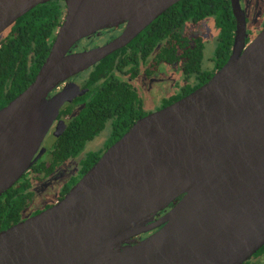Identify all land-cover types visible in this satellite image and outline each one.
<instances>
[{
	"label": "water",
	"instance_id": "95a60500",
	"mask_svg": "<svg viewBox=\"0 0 264 264\" xmlns=\"http://www.w3.org/2000/svg\"><path fill=\"white\" fill-rule=\"evenodd\" d=\"M49 1L0 0V34ZM65 1L67 18L37 76L0 110V197L45 153L82 85L51 94L181 0ZM230 2L236 31L227 63L137 121L54 206L1 231L0 264H245L264 248V29L246 46L245 10ZM124 24L113 43L72 53Z\"/></svg>",
	"mask_w": 264,
	"mask_h": 264
},
{
	"label": "flooded vegetation",
	"instance_id": "af4514ba",
	"mask_svg": "<svg viewBox=\"0 0 264 264\" xmlns=\"http://www.w3.org/2000/svg\"><path fill=\"white\" fill-rule=\"evenodd\" d=\"M242 8L245 10L243 6ZM67 15L68 6L66 1L52 0L45 4L34 7L0 34L1 50L3 48V44L7 43L8 40L16 41L15 36L20 35L21 32L26 33H24L27 42L26 45L28 46L30 55L29 60L20 67V69L22 68L25 73V77L23 78V85L25 84V86H27L29 83L28 76L30 75L32 67L31 56H36L39 54H47L48 56L50 54L52 46L56 38L58 37V34L60 33ZM42 18H44L46 23H43L41 26H37V23L40 22ZM156 20L149 26H147L137 37L127 43L124 47L117 49L115 52H113L88 70L69 78L68 80L63 82L55 92L51 94V96H53L63 90L66 86L73 83L82 85V87L79 91L76 92L72 99H74L76 95L84 92L91 93L94 87L88 86L89 78L87 73L89 71L91 72L100 63L106 61V70L108 71L105 76L111 78V86L115 89H120L122 93L127 94L128 92L131 95L135 96V100H133L131 103L127 102L126 96L122 94L120 96L108 97V100H113V103H110L107 107H105V110L107 111L108 121L100 134L103 136V139L104 137L105 139L97 144L99 146L96 145L95 149L90 151L92 153H101L95 160L92 159L91 167L103 156V154L111 146L119 141L121 137H123L137 121L150 114L158 112L181 100L182 98L190 95L191 93L205 85L207 82H209V80L227 63L226 62L221 68L217 69V65L215 64V57V59H213L212 61L210 60V63L213 64V66L210 68V71H205L211 72L212 75L210 77H207L206 80H201V75L200 77H197L198 74L191 75V73L188 72L187 66V63L190 61L191 56L198 55V58L200 59V55H202V60L199 62L201 64L203 63L205 45L203 42L204 34L202 31V24L205 20L199 22L191 21L179 26H168V32L164 31L161 34L162 37L160 41L159 38L156 40H151L150 38L153 35L154 31L159 28V25L156 24ZM33 26L42 27L40 28V33L38 31H33ZM36 27L35 29H37ZM198 28L200 31L197 30ZM263 29L264 24L262 30ZM125 30L126 24L121 25L117 28L101 30L94 35L86 37L79 41L76 45L73 46L72 53H82L96 48L105 47L121 37ZM175 32L178 33L180 39L182 40L179 44L176 43L174 37ZM260 32L255 35L254 39ZM22 38L24 37L22 36ZM254 39H250L248 37L246 46L249 45ZM47 44H49V49L47 48ZM233 45L231 47V54ZM176 56L183 57L180 60H176ZM179 63L185 64L184 75L186 77L187 83L179 90L178 93L180 94L177 95L175 93V90H173L175 86L173 84L172 74L170 75V70L174 72L175 65ZM192 79H194L195 81H192ZM102 82L103 81H101L100 84H102ZM29 85L23 91H21L19 95L24 92L29 87ZM113 88L112 90H115ZM188 88L191 89L189 93H187ZM177 96L182 97L175 100ZM15 98H13L11 101H13ZM11 101H9L6 105H8ZM71 101L67 102L63 106L49 134L44 140L43 147L46 149L45 153L38 160V162L32 166L31 170L27 172L25 176L20 180L24 181L25 178L31 177V179H34V183L30 190L27 192L32 193V195L30 194L31 196L26 199L24 206L20 210L21 217L18 223L25 221L28 218H31L54 206L67 194L64 193V186L74 179H77V182L75 183L77 184L80 179L91 169V167H89V169H87L85 172L82 171V163L86 160L88 154H90V152H86L85 149L89 143L96 140L98 137H100V135L94 140L87 143L85 149L83 150V152L85 151V153L82 152L77 158L64 162L59 167H57L50 176L44 177L43 174H35L34 176V168H40L42 166V163L48 161V156L53 150L55 141L65 133L71 118L78 114L80 109L83 107V105H75L72 113L68 114V108L74 103V100L72 102ZM5 106L1 107L0 110ZM60 122L64 123L65 128L61 134L60 132H58L60 136L56 137L54 136V133L57 132V127ZM69 175H71L72 178L68 182H60L63 183L61 185V191L59 192L57 199L52 203L50 202L49 204L47 201V194L51 189H54L55 185H53V183L57 181V178L63 180ZM20 181L18 183H20ZM71 188L69 189V191L71 190ZM12 224L13 223H10V225L7 226L6 221H3V226L0 225V232L10 228L11 226H13ZM257 254H255L254 256H259Z\"/></svg>",
	"mask_w": 264,
	"mask_h": 264
},
{
	"label": "trees",
	"instance_id": "16d2710c",
	"mask_svg": "<svg viewBox=\"0 0 264 264\" xmlns=\"http://www.w3.org/2000/svg\"><path fill=\"white\" fill-rule=\"evenodd\" d=\"M206 19H213L219 32V47L215 59V64L217 65V69H219L229 59L236 30V21L232 14L230 0H181L156 20L159 28L154 31L150 38L151 40L159 38L160 41L161 34L164 31L168 32V26H179L187 22H199ZM43 23H46L44 18L37 23V26H41ZM35 27L33 26L32 30L40 33V28L42 27H36L37 29ZM24 33L21 32L20 35L15 36L16 41L8 40L0 50V108L18 96L21 91L34 81L39 69L47 58V54L31 56L32 67L28 76L29 83L27 86L23 85L25 73L20 67L29 60L30 55V51L26 45V33ZM174 37L177 44L182 41L176 32ZM47 48L49 49V44H47ZM182 57L176 56L175 58L176 60H180ZM202 57L200 55L199 59L198 55L191 56L190 61L187 63L188 72L191 75L198 74L197 77L201 75V80H206L212 74L202 69V64L199 62L202 60ZM106 69V61H104L91 72L87 73L89 78L88 86H93V91L91 93L84 92L78 94L72 99L74 103L68 108V114L72 113L75 105H83V107L78 114L71 118L65 133L55 141L53 150L48 156V161L42 163L40 168H34V176L35 174H43L44 177L50 176L64 162L77 158L83 152L87 143L101 134L108 121L105 107L113 103V100H108V97L120 96L122 94L126 96V101L129 103L135 100V96L130 93H122L120 89H115L111 86V78L105 76L108 71ZM101 81H103L102 84H100ZM112 88L115 90H112ZM190 91L191 89L188 88L187 93ZM180 97L182 96H177L175 100ZM100 154V152H90L82 163V171L85 172L89 169L92 159L95 160ZM76 182L77 179L68 182L64 186V193H68L69 189ZM33 183V178H25L24 181H20V183L16 184L0 198L1 226H3V221H6L7 226L10 223L15 225L19 222L21 217L20 210L24 206L26 199L32 195V193L27 192L33 186ZM148 235L150 234L143 235L141 238H145ZM262 254H264V248L257 255Z\"/></svg>",
	"mask_w": 264,
	"mask_h": 264
},
{
	"label": "rangeland",
	"instance_id": "374dc122",
	"mask_svg": "<svg viewBox=\"0 0 264 264\" xmlns=\"http://www.w3.org/2000/svg\"><path fill=\"white\" fill-rule=\"evenodd\" d=\"M242 6L246 10L247 15V24H248V33L249 38L254 39L255 35L260 32L263 28L264 24V0H241ZM199 30V28L197 29ZM200 31V30H199ZM202 31H203V42H204V58L202 63V68L204 71H210V68L213 66L212 63H210V60L212 61L215 59L217 50L219 47V32L217 27L215 26V22L213 19H206L204 23L202 24ZM184 67L185 64L179 63L176 64L174 67V72L170 70V75L172 74V80L174 84L173 90H175V93L178 95L180 93L179 90L187 83L186 77L184 75ZM192 81H195L192 79ZM193 85V84H192ZM191 86V85H190ZM165 98V97H164ZM101 137V138H100ZM96 140L89 143L85 149L86 152H90L95 149L96 145L100 142H102L103 136L100 135ZM100 138V139H99ZM99 140V141H98ZM99 146V145H97ZM99 148V147H98ZM85 151L83 153H85ZM71 176V175H69ZM67 176L65 179L57 178V181L53 183L55 185L54 189H51L49 191L47 201L50 204L53 201H55L58 197L59 192L61 191V185L63 183H60L61 181L68 182L71 178ZM247 264H264V254L259 256H254L250 261H248Z\"/></svg>",
	"mask_w": 264,
	"mask_h": 264
}]
</instances>
